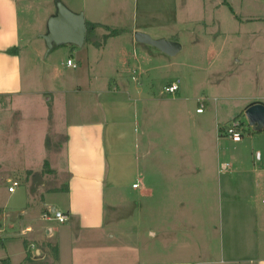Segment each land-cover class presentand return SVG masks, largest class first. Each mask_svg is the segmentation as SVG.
I'll list each match as a JSON object with an SVG mask.
<instances>
[{"label": "rangeland", "instance_id": "374dc122", "mask_svg": "<svg viewBox=\"0 0 264 264\" xmlns=\"http://www.w3.org/2000/svg\"><path fill=\"white\" fill-rule=\"evenodd\" d=\"M223 2L227 0H19L21 33L27 43L21 52L24 64V92L27 94L15 97L12 108L8 99H0V163L10 169L0 171V178L6 177L8 182L2 184V187L6 189L9 182L13 184L15 180H18L22 183L17 192V197L21 198L19 206L24 205V201L29 198L23 186L27 183L28 170L33 171L30 180L32 193L45 183L44 180L52 185L61 177L63 182L67 179L64 173L67 157L64 152L62 153L65 138L57 134L59 132L57 130L66 123L65 113L73 111L72 109L82 105L83 102L93 105L94 112L97 106H100L96 95H83L82 98V95L76 97L71 93L60 94L59 91L76 89L77 85H80L83 91L88 88H102L97 82L90 83V79L96 75L106 77L109 71L114 70L115 65L113 66L111 60L109 65L107 61L104 62L105 60L101 59L100 44L103 47L109 41V52L119 47V51L116 50L115 59L122 64L123 60L119 58L122 57L120 56L122 49L127 45L131 47L135 41V33L145 32L153 39H158L156 37L180 39L184 42L183 50L178 56L169 58L163 52L160 56V50L152 45L137 43L141 52L139 54L156 53L157 56L154 55V57L159 59V62L161 57L167 63L176 65L182 62L192 64L193 61L203 63L210 61L213 65L205 68L201 73L197 72L196 78L192 77L186 68L178 69L177 66L170 67L168 71L164 68L162 74L158 72L153 74L154 79H159L156 80L155 91L160 103L139 105L135 114L137 120L133 118V122L130 123L127 144L124 148L116 146L119 148L116 150L134 151L135 138L139 137L141 140L138 167L143 174L147 175V178L149 177L148 180L152 179V176L156 179L158 177L157 180H150L154 187H158L153 191L151 189V193L145 196L141 190L137 191L139 197H135L139 205L133 203L129 209H118V216L123 220L114 226L115 229L110 228V232L116 235H131L129 238L131 244L137 241L134 237L137 231L148 236L150 229L157 231L161 226L158 220L164 216L165 209L172 208L167 205L168 201L177 198L178 201L174 205L175 210L179 211L174 213L177 217L193 214L194 217L200 218L208 210L214 214V217L217 216L215 225L226 240L229 212L226 197H223V194L220 197V191L217 188H206L204 189L206 204L203 205L201 191L195 187L184 191L183 185L187 175L192 178V184H195L197 166H205V169L207 167V174L215 175V180L219 179L216 172L219 162L216 157L215 115L213 113L210 114L211 117L206 114L197 115L198 101L195 99L180 104L170 102L174 101L173 94L166 91L169 85L178 84L180 81L182 85H178L183 88L186 83L193 93L203 91L205 98L209 99L210 106H217L220 113H225L226 116L221 119L230 120L229 123H231L233 119L240 117L245 136L244 141L235 146L241 152H247L245 159L249 165L253 164L254 159L258 160L256 157L258 152L260 161L264 164V129L250 138L249 131L253 132V129L249 125L246 114L242 113L245 101L222 98L254 95L259 89L264 91V0H228L239 17L255 19L246 23L236 18L230 6ZM61 7L67 8L74 14H84L86 10L101 25L96 30L92 43L87 44L84 52L79 54L82 65L78 70H67L62 66L63 62L67 63L69 54L66 46L51 49L45 39L51 29L50 19L59 14ZM111 30H125V33L105 40V35ZM67 45H73V43H67ZM131 61L133 65V60ZM159 62L154 59L153 64L156 65ZM124 70L127 68L125 67ZM77 77L80 84L76 83ZM151 87L154 89L152 82ZM216 97L220 99L218 104L215 102ZM13 109L18 112L14 119L11 115ZM52 112L54 117L51 116ZM133 115L134 113L132 117ZM197 118L205 122L203 130L196 127ZM115 128H119L118 122ZM146 131L150 132L148 138L144 135ZM13 134H17L18 138L13 141V148L8 150L6 146L9 143L12 144L10 137ZM46 136L49 138L51 152L46 148ZM112 151L110 145L109 157L112 172L116 171L120 176L123 172L128 173L131 170L134 176L132 178L131 173L125 183L132 182L133 179L138 182L140 175L136 172L134 156H122L121 153L114 155ZM53 157H56L54 160L57 161L59 168L51 171L49 164L45 167V162L50 161L54 169ZM226 161L233 163L226 158L222 160V163ZM229 175L224 173L221 177ZM167 182H173L178 187L174 191L164 190L161 185ZM106 194L107 203L112 206L114 194L111 192ZM185 194L187 200L184 201ZM118 196H121L120 193ZM6 199L1 190L0 204H3ZM48 199L51 206L54 204L58 211L65 212L67 198L65 199L64 195L52 192L49 193ZM263 200L264 193L260 196L258 207L264 208ZM114 201V205L120 208L121 200L114 199ZM107 212L109 216L116 213L112 208ZM224 212L223 220L220 216ZM53 224L56 223L53 222ZM262 226L264 230V224ZM197 230H195L194 240H202L203 230L200 232ZM219 236L221 240L222 236ZM151 241L148 237L149 243L147 242V245L144 243L142 246L153 248L155 243H150ZM121 246L116 238L115 250ZM216 246L220 248V243L218 242ZM131 247L134 248L133 245ZM216 254L220 255V252Z\"/></svg>", "mask_w": 264, "mask_h": 264}, {"label": "crops", "instance_id": "0c3cea01", "mask_svg": "<svg viewBox=\"0 0 264 264\" xmlns=\"http://www.w3.org/2000/svg\"><path fill=\"white\" fill-rule=\"evenodd\" d=\"M223 4L226 3L223 2ZM226 5H229L231 11L234 12L228 0ZM20 7L19 0H0V99H8L11 108L15 104L13 101L15 97L27 94L24 92V64L21 57V52L27 43L21 33ZM234 15L243 23L255 20L241 18L235 12ZM84 16L86 20L98 23L86 10ZM156 38L167 39L165 37ZM167 40L178 42L182 46L181 51L183 50L184 42L180 39ZM89 43L92 42H86L83 47L76 44L66 45V48L69 49L67 60L71 58L77 63L78 68L74 69L68 66L67 60V63L63 62L62 66L67 70H78L82 65L79 54L84 52ZM28 45L31 46V44ZM100 46L101 59L105 60L104 62L107 61L109 65H111V60L113 66L115 65L114 70L109 71L106 77L96 75L90 79V83L96 84L97 82L98 86L102 88H88L83 91L81 86L77 85L76 89L59 91L60 94L71 93L76 97L82 95V98L83 95H96L100 103L96 112L93 111V105L83 102L82 105L72 109L73 111L65 113L66 123L57 130L59 131L57 134H61L65 138L62 153L64 152L67 157L66 171L64 172L67 176L66 181L63 182L61 177L60 180L57 179L54 184L50 185L49 181L44 180L45 183L32 193L30 180L33 171L28 170L27 183L23 186H25V192L29 198L24 201V205L19 206L21 198L17 197V192L22 183L15 180L19 182V185L11 193L9 188L13 184L9 182L6 189L2 187L3 183L8 182L6 177L1 176L0 178V191L2 190L4 196L7 197L4 203L0 204V264H264V230L262 226L264 224V208L257 206L260 196L264 193V164L260 160L252 158L254 162L249 165L245 159L247 152H241L235 146L241 144L244 137L241 142H234L219 131L222 126L230 122V120L221 119L226 116L225 113H220L217 106H210L209 99L205 98L203 91L199 90L198 93H193L186 83L183 88L180 87L178 85H182L180 81L177 84L179 88L175 92L177 94L171 93L174 101L170 102H179L180 104L195 99L198 101L196 113L203 105L202 113H197V115L206 114L209 116L212 113L215 115L216 157L219 162V167H216L218 180H215V175L207 174V167L205 169V166H197L195 184H192V178L187 175L183 182L184 191L194 187L201 191L203 205L206 204L204 191L206 188H217L220 191V197L221 194L226 197L229 203L228 224H226L228 237L225 240L224 235L218 232L215 225L217 216L214 217V214L206 209L200 218L194 217L193 214L177 217L174 214L179 212L174 208L175 202L178 201L177 198L168 201L167 205L172 208L165 209L164 216L158 220L161 226L157 231L150 229L148 236L139 231L134 233L137 243H129L131 237L129 234L116 235V233L110 232V228L115 229L114 226L123 220L118 216V209H129L133 203L139 205L137 197H135L139 195L137 191L141 190L145 196L151 193V189L153 191L158 187H154L153 182H150V180L156 179L155 176L148 180L149 177L147 178V175L143 174L138 167L137 160L140 157L141 140L139 137L135 138L134 151L116 150L119 149L116 146L124 148V145L127 144L130 123L133 118L137 120L135 114H137L139 105L160 103V99L156 97L157 91H155V83L159 79H154L153 74L157 72L162 74L164 68L168 71L170 67L177 66L178 69L186 68L191 76L196 78L197 72L201 73L213 63L193 61L192 64L177 62L178 65H176L167 63L161 57L159 62V59L154 57L156 53L139 54L141 52H139L137 42L134 41L131 47L127 45L122 49L120 53L122 57H119L123 60L121 64L115 59L116 50L119 51V47L109 52V41L103 47ZM12 48H18V52L8 54ZM159 55L162 56L161 52ZM130 59L133 60V65ZM154 59L159 63L154 65ZM125 67L127 70H124ZM77 79L76 83L80 84L79 77ZM150 81L152 86L154 85V89L151 87ZM181 88L182 92H180ZM222 98L245 101V106H242L244 114L251 105L259 102L264 104V91L259 89L254 95ZM219 101L220 99L216 97L215 102L218 104ZM247 102L249 103L247 104ZM132 113H134L133 117ZM11 115L14 119L18 112L13 109ZM51 116L54 117L53 112ZM6 119L8 120V118ZM117 122L119 128L116 129ZM195 123L197 128L203 130L205 126L203 120L197 118ZM149 134V131L144 133L147 138L150 137ZM249 135H251L250 138H253L256 134L249 133ZM17 138V134L10 137L12 144L9 143L6 146L8 150L13 148V141ZM45 138L46 148L51 152L49 138L48 136ZM110 145L114 155L121 153L122 156H134L136 172L140 175L138 182L133 179L132 182L125 183L131 173V177L134 176L131 170L128 173L123 172L120 176L116 171L112 172L109 157ZM58 153L56 154L58 155ZM258 155L259 152L256 157ZM55 158L53 157L54 169H52L50 161L45 162V167L46 164H49L51 171L59 168ZM224 158L233 163L227 161L222 163ZM224 166L227 167L223 168ZM3 169L10 170L9 167L0 163V171ZM7 173L9 174V172ZM224 173L230 175L222 178L221 175ZM172 183L167 182L161 187L164 190L174 191L178 185ZM134 184H139V187L134 188ZM52 192L67 198L66 210L63 213L68 215L69 220L65 223L55 220L51 214L57 210L54 204L51 206L49 203L48 195ZM107 192L114 194L112 206L107 203ZM118 193H120V197ZM183 196L184 201L187 200L186 194ZM114 199L121 200L120 208L114 205ZM110 208L114 209L117 214L109 216L107 210ZM181 212L184 213V211ZM220 217L224 220L225 212ZM195 221H199V223H195ZM195 230L198 232L203 230L202 240H194V237L196 238ZM219 235L223 237L221 240ZM148 237L152 240L150 243H155L153 248L142 246L144 243L147 245ZM116 238L122 245L118 250L114 248ZM218 242L220 248L216 246ZM132 245L134 248L131 247ZM54 248L58 252L57 257L52 252ZM216 252H220V255ZM28 255H31V262H27ZM218 257L220 259H217Z\"/></svg>", "mask_w": 264, "mask_h": 264}, {"label": "water", "instance_id": "95a60500", "mask_svg": "<svg viewBox=\"0 0 264 264\" xmlns=\"http://www.w3.org/2000/svg\"><path fill=\"white\" fill-rule=\"evenodd\" d=\"M50 20L51 29L45 39L51 49L60 45H67V43H73L79 47L84 46L86 43L87 23L83 13L74 14L67 8L61 7L59 14ZM135 41L152 45L168 56H176L182 48L176 41L164 38L153 39L145 32L135 33ZM245 114L253 131L260 133L264 129V104L259 102L251 105L246 109Z\"/></svg>", "mask_w": 264, "mask_h": 264}, {"label": "built area", "instance_id": "2783aa9c", "mask_svg": "<svg viewBox=\"0 0 264 264\" xmlns=\"http://www.w3.org/2000/svg\"><path fill=\"white\" fill-rule=\"evenodd\" d=\"M68 61V66L77 69L78 65L75 61H73L71 58L67 60ZM178 85L177 84H173L170 87H167L166 91L169 93H175L178 90ZM203 111V105L197 110V113H202ZM244 125L242 120H234L231 123L223 126L222 128H220V133H222L223 135H225L226 137L230 138L232 141L234 142H241L242 138L244 137ZM257 161L260 160V154L257 157ZM227 166H224L223 168H226ZM19 185L18 181H15L13 183V186L9 188V192H14L15 188ZM134 188H138L139 184H134L133 185ZM53 215V218L57 221H59L60 223H65L69 220V217L67 214L61 212V211H57L54 210L53 213H51ZM46 219H48L47 216H45ZM50 218V217H49Z\"/></svg>", "mask_w": 264, "mask_h": 264}, {"label": "trees", "instance_id": "16d2710c", "mask_svg": "<svg viewBox=\"0 0 264 264\" xmlns=\"http://www.w3.org/2000/svg\"><path fill=\"white\" fill-rule=\"evenodd\" d=\"M227 4V2H225ZM87 23V34H86V42H92V38L93 36L95 35L96 33V30L98 28L101 27V25L99 23H94V22H91V21H88L86 20L85 21ZM125 33V30H111L109 34L105 35V40H107L109 37H116V36H120V35H123ZM104 40V41H105ZM101 45V44H100ZM66 45H60V46H57L55 48H58V47H64ZM53 48V49H55ZM18 52V48H12L8 51V54H15ZM234 120H240V117H237L235 118ZM229 124V123H228ZM227 125V124H226ZM223 127V126H222ZM221 127V128H222ZM249 133L251 134H258V133H254V132H250ZM52 252L55 254V257L58 256V252L56 251V249L54 248L52 250ZM27 262H31V255H28L27 257Z\"/></svg>", "mask_w": 264, "mask_h": 264}]
</instances>
